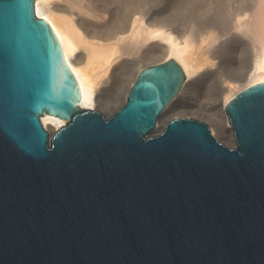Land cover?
I'll return each instance as SVG.
<instances>
[{
  "label": "water",
  "instance_id": "water-1",
  "mask_svg": "<svg viewBox=\"0 0 264 264\" xmlns=\"http://www.w3.org/2000/svg\"><path fill=\"white\" fill-rule=\"evenodd\" d=\"M184 79L169 58L82 107L35 0H0V264H264V81L226 103L228 144L194 116L156 130Z\"/></svg>",
  "mask_w": 264,
  "mask_h": 264
},
{
  "label": "bare ground",
  "instance_id": "bare-ground-1",
  "mask_svg": "<svg viewBox=\"0 0 264 264\" xmlns=\"http://www.w3.org/2000/svg\"><path fill=\"white\" fill-rule=\"evenodd\" d=\"M116 1L117 0H35L37 15L45 20L56 34L63 50L64 60L77 79L80 89V105L82 107L101 111L102 105L108 101L107 94L113 87L117 75L122 72L121 70L124 69L123 67L126 66L131 59L140 56H148L146 58L150 56L151 58L147 63L138 65L135 77L133 78L134 81L141 69L151 64L173 58L183 69L185 79L177 94L171 99L159 117L156 130L162 127V125L159 124V120L166 114H169L168 119L177 115H193L194 110L190 112L182 105L185 95L193 82L202 80L203 75L206 73L218 70L217 62L219 60L217 58H219V56L216 57V60H218L216 61L214 59L215 56L211 58L212 56H210V54L206 55V49L209 47L208 45L212 44V47H214V43L208 44L210 40L205 42L207 41L206 38H215V35L218 34L217 32L214 35L216 31L213 30L214 28L212 29L214 32L210 29L213 23L204 26V29L201 31H204V33L206 32V35L203 34L200 39L195 34L196 32L194 33L191 30L190 32H186V30H182L183 28H179V24H177V26L173 18L170 19L164 16L154 17L148 12L135 10L133 13L134 16L130 15L131 17H128L127 21L121 27L117 28ZM242 8L243 14L241 13L242 15L240 16V12H238V17L235 22L232 20L233 23H236L237 27L232 23L231 28H233V26L235 27L234 29L239 28L240 31H237L236 34L240 33L248 37L247 39H249L250 42L248 43L252 45L253 48V59L251 57V62L247 65L248 68L244 69V71H247H243L247 73L244 74V77H241V80H243L241 84L237 85L233 83L234 81H228V77L226 79L227 81L222 79L227 83H223L222 81L224 85L226 84V86L223 87L226 92L222 93L224 96L222 95V101L220 100L221 110L225 114L221 129L223 128L225 131L222 129V132L225 133L227 130L232 138L233 132L226 114V103L231 96L243 86L264 81V0H245ZM203 21H205V19ZM203 21L201 22L204 23ZM198 24L196 26L197 28H203V26ZM216 24L217 23L214 25ZM214 25L212 27H214ZM219 28L221 29V27ZM224 30L222 29L221 33H225L228 29L225 32ZM198 31L199 30H197V32ZM200 34L198 36H200ZM222 36H224V34ZM224 37H221V39H225L226 42L227 36L226 38ZM218 40L224 43L220 38H218ZM212 41L213 40L210 42ZM204 42L208 44H205V46H208L207 48L202 44ZM221 43L218 42L217 46L219 47ZM217 46L216 49L218 51L220 49L221 52V48L218 49ZM212 47L209 48L211 49ZM216 51L214 47L212 53ZM216 53L218 54V52ZM142 58L143 57H141V59ZM128 65L129 64H127V66ZM219 70L217 72H219ZM230 76L232 77L233 75ZM233 77H235V75ZM237 77L239 78L240 76ZM232 80L235 79L233 78ZM237 80L235 81L237 82ZM131 85L132 81L128 85L123 102L127 97V92ZM223 90L224 89H222V91ZM41 120L51 133L66 123L65 119L50 113L43 114Z\"/></svg>",
  "mask_w": 264,
  "mask_h": 264
},
{
  "label": "rangeland",
  "instance_id": "rangeland-1",
  "mask_svg": "<svg viewBox=\"0 0 264 264\" xmlns=\"http://www.w3.org/2000/svg\"><path fill=\"white\" fill-rule=\"evenodd\" d=\"M244 2L245 0H117L116 1L117 28L121 27L127 21L128 17L130 18L131 16H134L133 13L135 10H139L141 12H148L152 14L154 17L164 16V17H169L170 19L173 18V21H175L176 25L179 24V28L181 29L183 28L182 30H186V32H190V30L194 33L196 32L195 34L197 35L198 38L200 37L202 38L203 34L206 35V32L204 33V31H201L202 29H204V26H206L207 24L213 23L214 25L215 23H217L216 25H214V27H212L213 26L212 25L210 29L212 30L214 28L213 30L216 32H214L213 30L212 31L214 32V35L218 32L217 34L218 36L215 35L216 37L214 36L215 38H211V39L206 38L207 41L205 42H208V40L210 41L213 40L214 42L209 41L208 44L214 43L213 46L215 47V51H216L217 50L216 46L218 45V42L221 43L218 40V38H220V40L222 41L223 39H221V37L225 36L224 38H226L227 36L228 39L226 38V42L224 39L223 40L224 43L222 42L221 44H219L220 45L219 47L217 46L218 49L221 48V52L219 49V51L218 50L216 51L218 52V54L216 52L212 53V49H214V47H212V44L208 45L205 42L202 44L204 45L205 48H207L208 46L212 47L211 49L208 47L209 50L208 48L206 49L207 50L206 55L210 54V56H212L211 58L215 56L214 57L215 60H216V57L219 56V58H217L219 61L218 60L216 61L219 62V63L217 62V66H218L217 69L218 70L220 69V70L219 72H217L218 70H214L216 72L211 71L209 73H206L203 75L202 80L193 82L192 86H190L188 90V92L190 91L192 94L190 92L189 93L187 92L182 105L184 106L186 110H189L190 112L194 110L193 111L194 114L189 115V116H194V117L205 120L209 124L212 132L217 137H219L220 139H222L224 142L228 144H233L234 140L229 135L230 133L227 130L225 133V132H222L223 128L221 129V126L223 125L222 123L223 119H225L224 117L225 114L221 110V102H220V100L222 101L221 98L224 96V94L222 93L226 92L225 88H223L226 86V84L224 85L223 83H227L226 79L228 77V81L229 80L231 82L234 81L233 83H236L237 85L241 84L243 81L241 80V77H244L245 76L244 74L247 73V72L244 73L245 71H247V70L244 71V69L248 68L247 65L251 62L250 61L251 57L253 59V56H252L253 48H252V45L249 44L250 42H249V39H247L248 37H246L245 35H241L240 33L236 34V32L237 31L239 32L240 30L239 28L234 29L235 28L234 26L237 27V25L236 23H233L238 17V12H240L239 14L240 16L243 14L242 7L244 5ZM204 19L205 21L208 20L207 21L208 23L203 21ZM201 21H203L205 25ZM232 23L234 24L233 28H231ZM197 24L200 26H203V28L202 27L197 28L196 27ZM219 27H221V29ZM226 28L230 31H228ZM222 29L223 30L226 29L227 31L224 30V32L226 31L227 33L226 32L221 33ZM197 30L199 31L197 32ZM199 34L200 36H198ZM223 34L224 36H222ZM205 44L208 46H205ZM208 51H210L211 53ZM141 57L143 58L141 59ZM144 57L145 56L136 57L135 59L133 58L134 60L131 59L127 63L129 64L128 66L126 64V66L123 67L124 69H122L121 70L122 72L119 75H117L113 87L110 89V91L107 94L108 101L107 103L102 105L101 107L102 112H104L105 114H109L110 112L113 111L115 107L121 105L124 99L125 92L128 88V85L131 83V81L133 82V78L135 77V72L137 70L138 65L145 64L151 60L150 56L149 58H146L148 56H146L145 58ZM230 75H233V76L235 75V77L233 76L231 77ZM237 76H240V77L238 78ZM233 78L235 80L238 79L237 82L235 80H232ZM222 79L226 81L224 82ZM203 80H206V81H203ZM222 89H224L225 91L224 90L222 91ZM168 116L169 114L162 116L159 120V124L164 125L165 121L169 118ZM223 131L225 130L223 129Z\"/></svg>",
  "mask_w": 264,
  "mask_h": 264
}]
</instances>
